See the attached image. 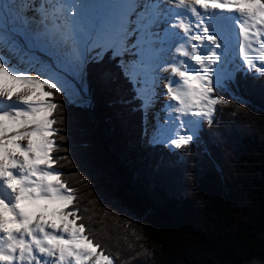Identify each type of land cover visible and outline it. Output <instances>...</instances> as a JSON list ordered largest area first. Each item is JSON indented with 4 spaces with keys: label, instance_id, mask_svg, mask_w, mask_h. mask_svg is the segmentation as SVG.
<instances>
[{
    "label": "snow or ice",
    "instance_id": "snow-or-ice-1",
    "mask_svg": "<svg viewBox=\"0 0 264 264\" xmlns=\"http://www.w3.org/2000/svg\"><path fill=\"white\" fill-rule=\"evenodd\" d=\"M89 63L101 80L122 77L125 102L145 112L166 97L148 143L189 146L241 79L264 82V0H0V264H114L79 209L65 213L75 190L56 167L66 157H53L55 98L85 101Z\"/></svg>",
    "mask_w": 264,
    "mask_h": 264
},
{
    "label": "trees",
    "instance_id": "trees-1",
    "mask_svg": "<svg viewBox=\"0 0 264 264\" xmlns=\"http://www.w3.org/2000/svg\"><path fill=\"white\" fill-rule=\"evenodd\" d=\"M241 84L231 106L174 150L144 143V113L125 102L132 93L122 77L101 80L89 63L87 100L56 96L53 157H66L56 167L75 190L70 208L114 264L264 260V82L249 73Z\"/></svg>",
    "mask_w": 264,
    "mask_h": 264
},
{
    "label": "rangeland",
    "instance_id": "rangeland-1",
    "mask_svg": "<svg viewBox=\"0 0 264 264\" xmlns=\"http://www.w3.org/2000/svg\"><path fill=\"white\" fill-rule=\"evenodd\" d=\"M37 46H33L32 47V49H35ZM43 52H40V51H34L33 53L35 54V56L38 58V59H40L41 61H44V60H47V52H48V49L47 48H44V49H41ZM237 63H239V61H237ZM84 95H85V100H87V95H86V92H85V89H84ZM166 99H164V101H165ZM164 101H163V103H164ZM73 103H77V104H80V103H82L80 100H75ZM161 106V104L160 103H158V102H156V104H155V108H158L157 110H158V112H159V115H160V117H162V115L160 114L161 112H160V109L162 108V106ZM143 110V109H142ZM143 113H144V124H143V129H144V132H145V136H144V143L145 144H150V143H148V139L150 138V135H151V132L152 131H150V129H149V125H150V123H149V115L150 114H156L155 112H154V110H152L151 109V112H150V110L149 111H147V112H145L144 110H143ZM153 127V126H152ZM164 146H166L167 148H173L172 150H174V147H171V146H168V145H165V144H163ZM71 205H69V207H70ZM69 207L67 208V209H65L64 211H65V213H67V211H69L70 209H69ZM70 219L72 218V217H69ZM51 221H52V219H51ZM249 264H264V263H261V262H259V261H257V260H251L250 262H249Z\"/></svg>",
    "mask_w": 264,
    "mask_h": 264
},
{
    "label": "bare ground",
    "instance_id": "bare-ground-1",
    "mask_svg": "<svg viewBox=\"0 0 264 264\" xmlns=\"http://www.w3.org/2000/svg\"><path fill=\"white\" fill-rule=\"evenodd\" d=\"M3 3L4 4H9V5H13V4H15L16 3V0H3ZM41 49H44L43 48V46H37L35 49H32V52H34V51H40V52H43ZM47 54V53H46ZM163 76H167V73H164V74H162ZM167 83V80L166 79H164V80H162L161 81V87L158 89V91L160 92V93H163L164 92V87H163V85L164 84H166ZM164 99H166V97H164L163 95H161L160 96V98H159V100L157 101L158 103H160L161 104V106L164 104L163 103V101H164ZM165 102V101H164ZM160 106V107H161ZM158 108H155V107H153L152 108V110H154V112L156 113V114H150L149 115V123H150V125H149V129H150V131H152V126L156 123V119H157V117L158 116H160L159 115V112H158V110H157ZM150 112H151V110H150ZM161 115H163L162 113H160ZM203 127V126H202ZM202 127H201V129H202ZM144 136H145V132H144ZM26 143V142H25ZM58 207H60V205H50L49 206V211H48V214L46 215V218L47 219H49L50 221H51V219L52 220H56V221H58L59 220V216L57 215V216H52L51 215V212H52V210L54 209V208H58ZM71 207V206H70ZM69 207V209H71ZM65 210V209H64Z\"/></svg>",
    "mask_w": 264,
    "mask_h": 264
},
{
    "label": "water",
    "instance_id": "water-1",
    "mask_svg": "<svg viewBox=\"0 0 264 264\" xmlns=\"http://www.w3.org/2000/svg\"><path fill=\"white\" fill-rule=\"evenodd\" d=\"M252 260H257V261H259V262H261V263H264V260H262V259H259V258H253Z\"/></svg>",
    "mask_w": 264,
    "mask_h": 264
}]
</instances>
